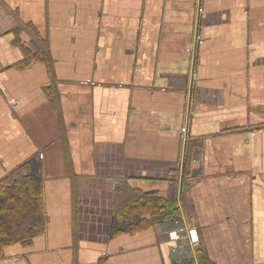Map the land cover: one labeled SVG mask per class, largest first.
Listing matches in <instances>:
<instances>
[{"label": "crops", "instance_id": "1", "mask_svg": "<svg viewBox=\"0 0 264 264\" xmlns=\"http://www.w3.org/2000/svg\"><path fill=\"white\" fill-rule=\"evenodd\" d=\"M14 172L0 264H264V0H0ZM143 195L178 219L132 231Z\"/></svg>", "mask_w": 264, "mask_h": 264}, {"label": "trees", "instance_id": "2", "mask_svg": "<svg viewBox=\"0 0 264 264\" xmlns=\"http://www.w3.org/2000/svg\"><path fill=\"white\" fill-rule=\"evenodd\" d=\"M39 200L40 198L36 194L35 181L30 175L14 172L0 182V241L2 236H7L9 227L13 226L14 216L17 217L22 210L20 207L22 203H27L25 207L26 214H28V209H31L32 219H34L37 213L33 209L38 210ZM169 203L170 206H167L161 198L143 195L137 203L131 202L121 210L125 216L139 215L141 220L129 226L132 231H138L146 227L159 225L165 221L178 219V209L173 203ZM135 206L138 207V211L134 210ZM34 223L33 221L32 226ZM1 246L2 244H0Z\"/></svg>", "mask_w": 264, "mask_h": 264}, {"label": "built area", "instance_id": "3", "mask_svg": "<svg viewBox=\"0 0 264 264\" xmlns=\"http://www.w3.org/2000/svg\"><path fill=\"white\" fill-rule=\"evenodd\" d=\"M203 10L202 9H199L198 11V16H201L203 14ZM202 42V39L198 33V31L196 32V34L194 35V39H193V42H192V46H190L186 51L187 53L189 54L192 62H194V59L196 57V50H197V46H199V44ZM194 76H192V81H194ZM185 133V129H183V134ZM195 230V228H194ZM169 237L172 239H176L178 238V235L175 234V233H170ZM196 240V239H195Z\"/></svg>", "mask_w": 264, "mask_h": 264}]
</instances>
